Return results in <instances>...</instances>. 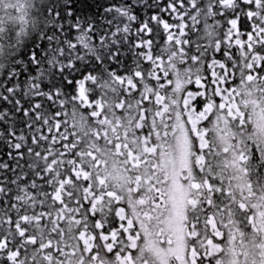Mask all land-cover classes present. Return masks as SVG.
<instances>
[{
  "label": "snow or ice",
  "instance_id": "snow-or-ice-1",
  "mask_svg": "<svg viewBox=\"0 0 264 264\" xmlns=\"http://www.w3.org/2000/svg\"><path fill=\"white\" fill-rule=\"evenodd\" d=\"M0 149V264H264V0H0Z\"/></svg>",
  "mask_w": 264,
  "mask_h": 264
},
{
  "label": "trees",
  "instance_id": "trees-1",
  "mask_svg": "<svg viewBox=\"0 0 264 264\" xmlns=\"http://www.w3.org/2000/svg\"><path fill=\"white\" fill-rule=\"evenodd\" d=\"M86 2H88V3H90L91 2V0H86ZM85 11H92L91 9H85ZM126 62L127 63H130L131 62V57L129 56V57H127L126 58ZM0 151H2V149H0Z\"/></svg>",
  "mask_w": 264,
  "mask_h": 264
}]
</instances>
